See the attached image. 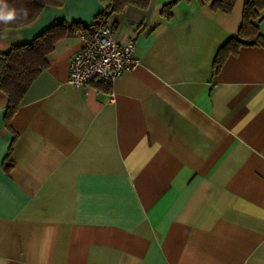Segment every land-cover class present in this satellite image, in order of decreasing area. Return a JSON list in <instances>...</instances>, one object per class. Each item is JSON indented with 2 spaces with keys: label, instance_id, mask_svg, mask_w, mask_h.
Returning <instances> with one entry per match:
<instances>
[{
  "label": "crops",
  "instance_id": "obj_1",
  "mask_svg": "<svg viewBox=\"0 0 264 264\" xmlns=\"http://www.w3.org/2000/svg\"><path fill=\"white\" fill-rule=\"evenodd\" d=\"M172 1L109 16L140 60L109 90L67 83L73 28L10 118L0 88V264H264V46L217 66L246 0H178L167 19ZM108 4L46 6L0 31V57Z\"/></svg>",
  "mask_w": 264,
  "mask_h": 264
},
{
  "label": "trees",
  "instance_id": "obj_2",
  "mask_svg": "<svg viewBox=\"0 0 264 264\" xmlns=\"http://www.w3.org/2000/svg\"><path fill=\"white\" fill-rule=\"evenodd\" d=\"M66 0H4L9 7L17 10L18 19L10 24L0 23V31L19 28L32 22L46 6H60ZM178 0L165 4L161 14L169 19L171 9ZM198 4H208L214 11L229 13L237 0H196ZM132 5L140 9H147L149 0H109L110 13H121L125 7ZM264 11V0H246L243 5L242 21L236 37H232L223 45L214 63L219 66L230 54H236L242 45L264 46V35L261 34L256 20L260 19ZM26 12L27 16L22 14ZM113 25V23H112ZM87 26L80 22H55L51 27L41 32L31 42L15 45L0 57V88L8 96L9 106L6 116L10 118L17 110L19 103L35 77L48 66V58L54 50L57 41L62 39L69 28L82 31ZM98 86H106L109 90L110 82H97Z\"/></svg>",
  "mask_w": 264,
  "mask_h": 264
},
{
  "label": "built area",
  "instance_id": "obj_3",
  "mask_svg": "<svg viewBox=\"0 0 264 264\" xmlns=\"http://www.w3.org/2000/svg\"><path fill=\"white\" fill-rule=\"evenodd\" d=\"M109 13L107 6L92 25L80 32L82 46L70 59L69 85L87 88L97 82H112L124 71L139 65L135 42L133 39L120 42L116 38Z\"/></svg>",
  "mask_w": 264,
  "mask_h": 264
},
{
  "label": "clouds",
  "instance_id": "obj_4",
  "mask_svg": "<svg viewBox=\"0 0 264 264\" xmlns=\"http://www.w3.org/2000/svg\"><path fill=\"white\" fill-rule=\"evenodd\" d=\"M22 15L26 17L27 13L24 12ZM17 19V10L13 7H9L7 3H4V0H0V23L10 24L15 22Z\"/></svg>",
  "mask_w": 264,
  "mask_h": 264
}]
</instances>
